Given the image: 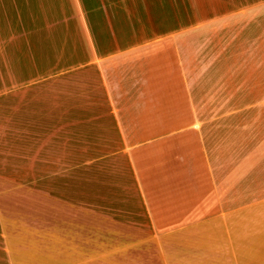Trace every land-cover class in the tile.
I'll list each match as a JSON object with an SVG mask.
<instances>
[{"label": "crops", "instance_id": "obj_1", "mask_svg": "<svg viewBox=\"0 0 264 264\" xmlns=\"http://www.w3.org/2000/svg\"><path fill=\"white\" fill-rule=\"evenodd\" d=\"M108 4L115 26H93L92 0H0V264H262L245 78L232 87L225 50L199 55L188 2Z\"/></svg>", "mask_w": 264, "mask_h": 264}, {"label": "rangeland", "instance_id": "obj_2", "mask_svg": "<svg viewBox=\"0 0 264 264\" xmlns=\"http://www.w3.org/2000/svg\"><path fill=\"white\" fill-rule=\"evenodd\" d=\"M92 1L99 7L102 4L105 5L104 12H99L100 14L97 22L94 20V18L91 20L93 26H97L98 24H108L115 26V21L112 17L113 10L111 6H108V0ZM185 1L188 2L194 14L192 16L182 15V23L185 25L191 21L195 22L193 33H196L198 37L199 55L207 56L208 54H215L217 51H219L220 54L225 50L230 57V61L227 65L228 68L225 72L228 73V79L232 87L237 84L239 77L240 79L244 77L246 80L245 91L247 92L246 94H248L244 97L247 107L254 104L257 106L264 105V14L258 17L252 15H210L224 9L227 12L231 10L230 8L235 10L242 6L259 2V0H182V3ZM83 2L87 4L88 0H83ZM262 2H264V0H262ZM184 7L185 6L183 4V8ZM261 7H264V3H262ZM167 10H169L168 1ZM214 25L220 26L217 32H214ZM222 26L223 28H221ZM209 39H213L215 42L211 41V44H209ZM243 56L245 57L246 62L240 65L237 64V59L239 57L243 58ZM77 66L78 65H75L74 70L68 69L71 78L78 74ZM201 66L203 65H199V67ZM45 86V82H40L38 86L36 85L34 87L42 88ZM236 102L237 101L235 97V99H232V104ZM255 105L252 107V109L247 110V113L244 115L247 125L252 124L253 119L258 118L259 115H263L262 118L264 117V111H257ZM235 119L236 117L232 116L231 113V124L233 121H235ZM259 123H262V129H264L263 119ZM103 130L108 131V129ZM101 149L104 154L106 151L105 146L103 145ZM261 185L263 193L261 209L263 238L261 240V245L263 250L262 264H264V171L261 179ZM92 194V191H90L87 187L84 198L87 201H92ZM103 227H105V225ZM118 230L119 235H121V233L122 235L125 233L124 231L121 232L120 227ZM122 242L123 241H119V248H122ZM24 243L28 244V241H24ZM119 253L121 254H119L116 264H143V256L141 255L140 250L139 252H132L131 254L136 253V255L130 257L126 255V253L123 254V251ZM70 259L71 264L76 263L75 256H72ZM105 264H109V262Z\"/></svg>", "mask_w": 264, "mask_h": 264}]
</instances>
